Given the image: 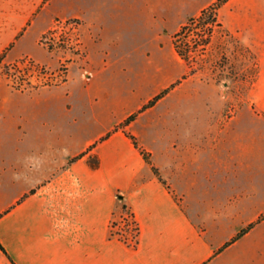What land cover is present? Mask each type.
<instances>
[{
    "label": "crops",
    "instance_id": "obj_1",
    "mask_svg": "<svg viewBox=\"0 0 264 264\" xmlns=\"http://www.w3.org/2000/svg\"><path fill=\"white\" fill-rule=\"evenodd\" d=\"M101 1L0 0V57L29 56L52 64L54 59L40 46L39 37L54 17L75 16L84 20V38L95 64L116 63L101 56L103 49H117V38L110 41L106 37L111 28L106 17L118 15L110 12L107 16ZM208 1L197 0L185 12H172L167 0L149 2L148 8L159 18L192 16ZM232 17L223 16L227 29L243 30L242 41L251 47L264 45V32L246 33L241 19ZM123 63L124 58L116 64ZM73 72L64 86L68 97L73 93V81L90 98L118 94L95 87L104 73L86 82ZM256 81L264 86V56ZM2 85L0 82V244L6 253L0 248V264H264V196L250 183L261 157L256 146L264 139V123L252 120L242 130L234 122L226 131L210 127L204 120L194 126L186 123L184 132L179 123H171L167 146L177 152L157 149L154 135L147 161L141 148H150L147 135L153 124L144 116L136 126L130 123L125 130H112L127 115L128 95L124 99L116 96L112 108L118 110L124 102V112L105 121L92 115L89 121L97 127L83 140L77 141L75 134L67 136L73 144L83 146L79 154H85L50 175L49 122L42 121L41 129L35 131L26 123V129L18 131L23 114L35 107L17 106L16 99L35 93ZM258 91V97L262 91L264 97V87ZM184 96L187 114V98L192 101L193 94ZM259 102L264 108V100ZM210 129L215 137L210 136ZM125 131L136 136L138 146ZM55 139L58 144L64 137ZM229 141L232 151L228 147L227 152L207 156L214 166L192 168L203 146L216 148ZM1 146H9L10 151L2 152ZM91 155L98 158L97 167L88 162ZM243 178L249 182H242ZM124 208L138 226L134 245L112 232V223L119 220Z\"/></svg>",
    "mask_w": 264,
    "mask_h": 264
},
{
    "label": "rangeland",
    "instance_id": "obj_2",
    "mask_svg": "<svg viewBox=\"0 0 264 264\" xmlns=\"http://www.w3.org/2000/svg\"><path fill=\"white\" fill-rule=\"evenodd\" d=\"M163 1L103 0L100 2L101 9L107 16L110 12L118 15L112 18L106 17V21L111 25L106 37L110 41L117 38V49L113 47L103 49L101 57L106 61L107 57H110L116 63L124 58L122 65L107 64L103 61L95 64L91 48L85 42L86 58L70 59L62 80L56 81L55 76L47 81L40 76H30L24 81L18 76L19 68L14 70L12 64L27 56L15 60L0 57L2 86L18 92L35 93L32 97L25 94L16 99L17 106L35 107L32 111L23 114L25 118L18 125V131L26 129V123V126L35 131L41 129L42 121L49 122L50 175L81 152L83 146L73 144L67 136L75 134L77 141L83 140L97 127L89 121L92 115L96 114L105 121L124 112V102L122 108L118 110L112 108L116 96L124 99L128 95L126 117L130 114H134V117L127 125L133 123L136 126L138 119L146 116L156 127L148 128L150 148H141L149 158L154 135L157 138L154 142L157 149L163 150L167 147L169 152H177L175 148L167 146L172 133L169 130L171 123H179L178 128H182L183 132L186 123H192L194 126L204 120L208 121L210 127L223 128L226 131L234 122L235 128L241 127L242 130L244 127L247 128L249 121L252 120L264 123L263 102L261 104L259 102L264 100L263 91L262 97L257 95L258 89L264 86L261 84L263 82L256 81L260 72V59L264 56V45L262 43L258 48L251 47L242 41L240 31L243 30L239 28L229 30L223 23L224 14H229L230 18L234 16L232 17L234 19L238 16L241 19L246 33L264 32V0H227L219 7L215 6L217 0L208 1L203 9L215 6L213 11L216 18L211 40L207 48H199L189 61L183 59L175 50L173 36L182 25L189 22V18L198 16L203 9L192 16L178 15L165 18L152 16L148 8L149 2L161 4ZM196 1L167 0V3L171 4L169 8L172 12H185ZM159 8L164 7L161 5ZM82 21L84 24L83 19ZM195 27L198 28L195 32H199L200 25H196L195 22L189 29ZM44 50L54 59L52 64H44V66H47L51 72L59 70L62 53ZM73 70V73L77 72V75L86 82L89 77L104 73L97 79L95 87H105L118 94L108 93L105 97L90 98L80 91V83L73 81L71 83L73 93L68 97L64 86ZM112 73L120 74L113 76ZM164 89L166 91L162 97L142 109L144 104ZM188 92L193 94V98L192 101L191 98H187L189 108L188 113L185 114L184 95ZM121 122L112 130L119 128L125 130L127 125H120ZM209 131L210 136L215 137L213 131L211 129ZM262 131L264 132V128ZM58 135L63 136L64 139L57 144L55 138ZM133 136L137 141L136 136ZM181 136L184 138V134ZM232 145V141H229L216 148L211 145L203 146L198 151L197 154L200 156L192 164V168L197 165L204 168L214 166V162L207 156L214 152H227L228 147L231 149ZM256 147L261 157L257 160L256 176L250 179V183L255 184L264 196V139H260ZM1 151L9 152L10 147L1 146ZM242 182L247 183L249 180L243 178Z\"/></svg>",
    "mask_w": 264,
    "mask_h": 264
},
{
    "label": "built area",
    "instance_id": "obj_3",
    "mask_svg": "<svg viewBox=\"0 0 264 264\" xmlns=\"http://www.w3.org/2000/svg\"><path fill=\"white\" fill-rule=\"evenodd\" d=\"M83 25V21L79 17L56 16L52 19L50 25L41 33L38 42L44 49L51 53L56 51L62 53L60 56L59 70L51 72L47 66L39 64V62L29 56L23 57L13 63V69L16 70L17 67L19 68L18 76L24 81L29 79L30 76H40L45 81L53 76L57 78L56 81L62 80L70 59L86 58ZM195 35L199 36L197 34ZM195 35L194 43H196L198 48H201L200 36L196 38ZM112 232L131 245L136 243L138 226L133 214L129 210L124 208L119 220L112 223Z\"/></svg>",
    "mask_w": 264,
    "mask_h": 264
},
{
    "label": "trees",
    "instance_id": "obj_4",
    "mask_svg": "<svg viewBox=\"0 0 264 264\" xmlns=\"http://www.w3.org/2000/svg\"><path fill=\"white\" fill-rule=\"evenodd\" d=\"M227 0H217V2L215 3V6L219 7L222 3L226 2ZM215 6H209L205 9L202 10V12L196 16V17H191L189 18V22H187L186 24L182 25L181 28L175 33V35L173 36V45L175 47V50L177 51V53L185 60L189 61L190 58L193 57V55L195 54L196 51H198V47L196 45V43H194V35L197 34L199 35V40L201 41L200 44H202L201 49H205L207 48L208 44L210 43L211 40V36L213 33V24L216 21V18L214 16V11L213 9H215ZM195 22V24H199V32H195L196 31V27L195 29H189L190 25H192ZM189 24V25H188ZM212 26H210V25ZM202 31V32H201ZM183 37V38H182ZM166 89L162 90L161 92H159L158 94H156L147 104H144L142 106V109H144L145 107H147L149 105V103H153L154 101H156L157 99H159L160 97H162V95L165 93ZM134 117V114H130L129 116H127L120 125H127ZM126 134L132 139L133 143L138 146L137 141L135 140V137L130 134L129 132L126 131ZM141 152L144 156V158L149 161V155L147 153H145L142 149ZM85 152H82L80 154H78L77 156L73 157V159L78 158L82 155H84ZM88 162L90 163V165L92 167H97L99 164V160L96 156L94 157H88ZM154 171L158 174V170L153 167ZM252 224H250L248 227H251ZM247 227V228H248ZM247 228H244L243 230H241L240 233H243ZM0 248L1 250H3L6 253V250L4 249V247L0 244Z\"/></svg>",
    "mask_w": 264,
    "mask_h": 264
}]
</instances>
